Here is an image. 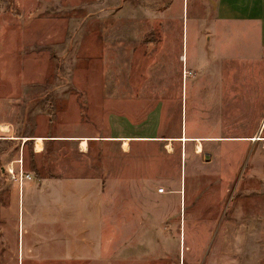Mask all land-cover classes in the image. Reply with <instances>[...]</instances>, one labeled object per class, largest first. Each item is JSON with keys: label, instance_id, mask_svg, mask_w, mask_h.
Here are the masks:
<instances>
[{"label": "rangeland", "instance_id": "1", "mask_svg": "<svg viewBox=\"0 0 264 264\" xmlns=\"http://www.w3.org/2000/svg\"><path fill=\"white\" fill-rule=\"evenodd\" d=\"M209 4L0 0V264H264L263 33ZM138 132L168 141L107 149L141 178L132 216L65 247L33 193L22 225L17 161L38 183L74 162L61 135Z\"/></svg>", "mask_w": 264, "mask_h": 264}, {"label": "crops", "instance_id": "2", "mask_svg": "<svg viewBox=\"0 0 264 264\" xmlns=\"http://www.w3.org/2000/svg\"><path fill=\"white\" fill-rule=\"evenodd\" d=\"M206 1L210 3L209 6L212 7L216 19L224 23L258 25L263 33L262 38H264V0ZM83 140L86 144L84 147H80ZM161 140L168 141L167 138H162L158 134L147 135L139 132L61 135L58 138L61 145L67 147L73 144L74 162L60 161L58 176L41 177L40 181L35 183L30 175L31 178L22 183L20 187L22 225L24 222L32 223L33 193L41 195L43 198L41 210L39 208L36 210V213L42 217L39 224L64 226V229H60L58 232V239L65 243V247L70 246L67 242L76 240V235L69 233L77 224L84 226L86 232H97L100 220L98 217L113 216L116 210L120 212V216H132V211L138 207V200L141 199V194L137 193V184L142 182L141 178L138 175H132V171L128 174L126 167H121L116 172L114 162L111 163L113 159L107 149L116 146L121 155L124 152L122 150L123 142L127 141L126 143L130 147L132 144H156ZM97 148L100 151H96ZM114 182L120 185L118 192L122 191L120 197L117 198L118 203H116V197L112 192L114 189L111 185ZM124 182L127 185L126 189L121 187ZM53 216H57L58 219L52 218ZM126 224L124 223V225ZM47 230L43 231L44 234ZM68 230L70 232H67ZM25 240L29 241V239ZM91 246L94 245L91 244ZM96 247H98V240H96Z\"/></svg>", "mask_w": 264, "mask_h": 264}, {"label": "built area", "instance_id": "3", "mask_svg": "<svg viewBox=\"0 0 264 264\" xmlns=\"http://www.w3.org/2000/svg\"><path fill=\"white\" fill-rule=\"evenodd\" d=\"M8 172L9 174H11L13 179L17 180L19 189L25 180L31 178L30 174L25 169H23L22 161L20 160L17 161V169L12 168V169H9ZM158 192L160 193L163 192V189L162 188L158 189Z\"/></svg>", "mask_w": 264, "mask_h": 264}, {"label": "bare ground", "instance_id": "4", "mask_svg": "<svg viewBox=\"0 0 264 264\" xmlns=\"http://www.w3.org/2000/svg\"><path fill=\"white\" fill-rule=\"evenodd\" d=\"M32 139H33V142H34V149H35V151H37V152L41 151L42 150V144H43V138L42 137H35V138H32ZM186 139L187 138L185 136L179 138V140H184V141ZM201 140H202L201 138L200 139H197V144L195 146V148H196L197 151H201ZM126 142H123L122 147H125L127 145ZM85 144H86V142H85V140H83L80 143V147H84ZM168 144H170V142H168Z\"/></svg>", "mask_w": 264, "mask_h": 264}, {"label": "water", "instance_id": "5", "mask_svg": "<svg viewBox=\"0 0 264 264\" xmlns=\"http://www.w3.org/2000/svg\"><path fill=\"white\" fill-rule=\"evenodd\" d=\"M263 124H264V119H263V122H262L261 127L259 128L258 132L256 133L255 138H256L257 140H260V139H261V137L259 136V134H260V132H261V130H262V126H263ZM28 140H33V139L30 138V139H28Z\"/></svg>", "mask_w": 264, "mask_h": 264}]
</instances>
